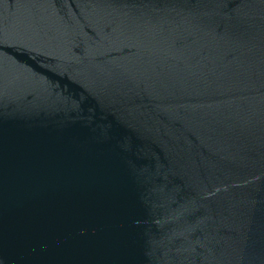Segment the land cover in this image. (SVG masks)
I'll return each instance as SVG.
<instances>
[{
	"label": "water",
	"instance_id": "95a60500",
	"mask_svg": "<svg viewBox=\"0 0 264 264\" xmlns=\"http://www.w3.org/2000/svg\"><path fill=\"white\" fill-rule=\"evenodd\" d=\"M0 264H264V0H0Z\"/></svg>",
	"mask_w": 264,
	"mask_h": 264
}]
</instances>
